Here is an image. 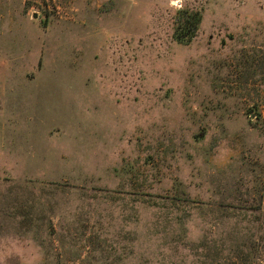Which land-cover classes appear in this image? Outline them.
Masks as SVG:
<instances>
[{
    "label": "rangeland",
    "instance_id": "obj_1",
    "mask_svg": "<svg viewBox=\"0 0 264 264\" xmlns=\"http://www.w3.org/2000/svg\"><path fill=\"white\" fill-rule=\"evenodd\" d=\"M0 264H264V0H0Z\"/></svg>",
    "mask_w": 264,
    "mask_h": 264
}]
</instances>
